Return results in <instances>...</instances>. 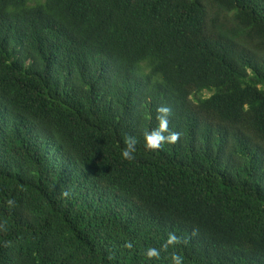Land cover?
<instances>
[{
	"label": "trees",
	"instance_id": "obj_1",
	"mask_svg": "<svg viewBox=\"0 0 264 264\" xmlns=\"http://www.w3.org/2000/svg\"><path fill=\"white\" fill-rule=\"evenodd\" d=\"M174 256L264 264V0H0V264Z\"/></svg>",
	"mask_w": 264,
	"mask_h": 264
},
{
	"label": "clouds",
	"instance_id": "obj_2",
	"mask_svg": "<svg viewBox=\"0 0 264 264\" xmlns=\"http://www.w3.org/2000/svg\"><path fill=\"white\" fill-rule=\"evenodd\" d=\"M157 119L160 121V126L152 133H148L145 136V146L151 150H160L165 143H175L179 134L177 132L169 131V116L171 115V109L167 106H161L157 108ZM164 132H168V135H163ZM126 148L121 152V156L125 160H133L135 151L136 139L135 137H129L126 141ZM175 236L169 237V243L176 241ZM147 255L149 257L157 256L158 253L155 249H149ZM173 260L175 264H181V258L174 256Z\"/></svg>",
	"mask_w": 264,
	"mask_h": 264
},
{
	"label": "rangeland",
	"instance_id": "obj_3",
	"mask_svg": "<svg viewBox=\"0 0 264 264\" xmlns=\"http://www.w3.org/2000/svg\"><path fill=\"white\" fill-rule=\"evenodd\" d=\"M205 95H208V93H206Z\"/></svg>",
	"mask_w": 264,
	"mask_h": 264
}]
</instances>
